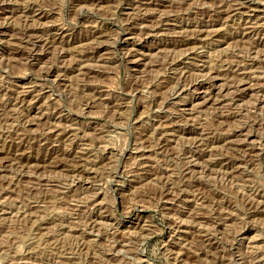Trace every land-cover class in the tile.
<instances>
[{"label": "rangeland", "instance_id": "1", "mask_svg": "<svg viewBox=\"0 0 264 264\" xmlns=\"http://www.w3.org/2000/svg\"><path fill=\"white\" fill-rule=\"evenodd\" d=\"M0 168V264H264V0H0Z\"/></svg>", "mask_w": 264, "mask_h": 264}, {"label": "bare ground", "instance_id": "2", "mask_svg": "<svg viewBox=\"0 0 264 264\" xmlns=\"http://www.w3.org/2000/svg\"><path fill=\"white\" fill-rule=\"evenodd\" d=\"M231 8V7H230ZM164 17V16H163ZM130 18V17H129ZM166 20V19H165ZM130 22V21H129ZM19 29V28H18ZM50 43V42H49ZM57 44V43H56ZM237 87V86H236ZM233 96V95H232ZM234 99V98H233ZM21 156V155H20ZM7 161V160H6ZM51 165V164H50ZM1 169V168H0ZM30 176V175H29ZM102 199V198H101Z\"/></svg>", "mask_w": 264, "mask_h": 264}]
</instances>
